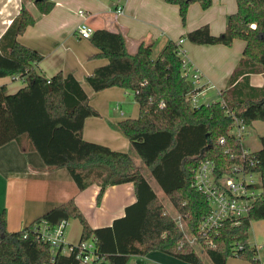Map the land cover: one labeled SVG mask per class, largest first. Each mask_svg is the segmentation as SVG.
<instances>
[{
    "label": "trees",
    "instance_id": "1",
    "mask_svg": "<svg viewBox=\"0 0 264 264\" xmlns=\"http://www.w3.org/2000/svg\"><path fill=\"white\" fill-rule=\"evenodd\" d=\"M30 1L42 14H48L55 6L51 0ZM166 2L179 7L183 24L191 4L200 2L204 9L212 5V0ZM237 5V13L229 16L221 34L213 35L210 27L204 25L185 36L198 45L232 46L235 40L246 43L221 99L198 107H193L188 97L201 88H195L192 77L185 75L178 42L169 41L154 58L153 42L141 41L132 53L121 30H96L90 39L99 49L98 57L108 63L96 68L86 82L95 92L119 87L134 95L139 116L119 122L116 129L129 139L132 152L169 198L185 223L182 231L178 219L167 211L134 161L132 152L116 151L84 139L86 119L100 113L90 104L89 95L74 75L60 72L47 77L39 68L43 56L19 41L36 21L27 2H22L18 16L0 39V79L19 77L24 82V87L15 93L0 87V147L12 141H27L28 149L41 156L48 171L68 170L81 191L97 184L100 199L108 187L134 183L137 201L111 226L96 229L87 222L74 199L17 232L8 231L6 212L1 211L0 264H80L75 253L65 254L63 247L55 250L51 243L39 238L44 224L54 230L71 219L82 223L80 242L96 244L98 258L92 264L102 260L129 264L133 256L144 257L153 251L190 264H204L201 253L186 239V234L197 235L210 210L204 196L193 187L194 169L201 157H207L216 161L221 174L227 173L234 164L230 156L241 155L243 147L230 135L234 117L248 129L254 122H264V85H250L251 75H264V0H237ZM221 137L226 138L224 145L218 143ZM260 141L261 148L254 154L263 198L247 217L213 235L214 247L201 239L200 250L213 264H227L230 257L261 264L256 258L258 250L249 240L252 221L264 220V135ZM237 245L242 246L238 253Z\"/></svg>",
    "mask_w": 264,
    "mask_h": 264
},
{
    "label": "crops",
    "instance_id": "2",
    "mask_svg": "<svg viewBox=\"0 0 264 264\" xmlns=\"http://www.w3.org/2000/svg\"><path fill=\"white\" fill-rule=\"evenodd\" d=\"M51 1L55 6L48 14L40 13L34 2H28L27 7L36 21L19 37V41L43 56L39 68L47 77L62 72L74 75L82 83L90 97V104L100 113L98 117L86 119L84 139L104 144L116 151L132 152L129 139L116 126L123 120L137 118L140 114L139 104L132 93L122 88L95 92L86 82V77L96 68L107 64L108 60L98 57L99 49L90 39L78 37L77 28L83 21L79 11L85 12L86 22L94 31L121 30L127 37L128 49L132 53L136 52L141 41L153 42V57L157 58L169 41L185 39L182 60L201 75L198 87L201 88L198 92L201 104L221 99V93L228 86L246 46L242 40H235L232 46L198 45L185 37L204 25L210 27L213 35L224 32L229 16L238 11L237 0H212L208 9H204L200 2H195L188 9L186 24L182 22L179 7L168 4L166 0ZM22 2L0 0V39L18 16ZM119 7L124 9L122 14L116 12ZM250 85L261 88L264 75H251ZM1 86H5L9 93H15L24 87V82L19 77H5L0 79ZM209 92H213L214 98L205 101ZM215 95L218 98L215 99ZM256 130L264 131V122H254L249 132ZM28 147L27 141L21 144L12 141L0 147V212H6L7 229L10 232L23 230L51 209L72 199L92 228L108 227L123 217L126 208L137 201L134 183L108 187L101 199L98 198L100 187L97 184L81 191L68 170L48 171L41 156ZM147 180L157 193L156 181ZM82 232L83 226L79 219L69 220L65 229L66 242L78 244ZM98 264L109 263L102 260ZM129 264L190 263L153 251L144 257L133 256ZM227 264L252 263L235 258L228 260Z\"/></svg>",
    "mask_w": 264,
    "mask_h": 264
},
{
    "label": "built area",
    "instance_id": "3",
    "mask_svg": "<svg viewBox=\"0 0 264 264\" xmlns=\"http://www.w3.org/2000/svg\"><path fill=\"white\" fill-rule=\"evenodd\" d=\"M116 12L122 14L124 12L123 7H119ZM79 14L83 17V21L77 28V35L81 39L89 40L94 34V30L87 24L85 12L79 11ZM184 42L185 39L178 41L179 55L181 56L185 54ZM184 67L185 75H190L195 88H198L201 80L200 73L197 70L190 69L186 64H184ZM198 96V92H192L188 97L193 107L201 105ZM163 105L164 102H161L159 106L162 107ZM230 114L234 116L233 112H230ZM234 120L235 125L231 128L230 135L243 144V139L249 133V129L244 126L241 119L234 117ZM218 143L224 145L226 138L221 137ZM225 153H229V150H226ZM230 158L234 161V164L225 174L220 173L215 160L207 157H201L194 169L193 187L204 196L210 207L209 213L200 223L197 235H191L192 238H189L190 234H186L187 241L196 250L201 247V239L207 241L209 247H214L211 237L220 234L228 224H236L242 218L247 217L256 203L263 198L262 178L261 173L256 170L258 160L254 151L243 144L241 155L232 154ZM67 223L63 222L54 230H50L44 224L40 228L39 238L44 242L51 243L55 250L63 247V253H75L80 264H92L93 260L98 258L95 242L68 244L65 240ZM178 225L184 231L180 216ZM255 248L259 250V246L256 245ZM235 249L238 253L239 250H242V246L237 245Z\"/></svg>",
    "mask_w": 264,
    "mask_h": 264
},
{
    "label": "rangeland",
    "instance_id": "4",
    "mask_svg": "<svg viewBox=\"0 0 264 264\" xmlns=\"http://www.w3.org/2000/svg\"><path fill=\"white\" fill-rule=\"evenodd\" d=\"M23 1H26L27 4H28V2H32L30 0H23ZM212 93L213 92L207 93L206 94V100L205 99H203V100H205V101L212 100L214 98L213 97L214 94H212ZM216 98H218V97L216 96L215 99ZM137 110H138V108H137ZM137 113L139 114V111ZM263 134H264V131H262V130H261V132H259L257 130L256 131H250L249 133L246 134L245 138L243 139L244 145L249 146L252 150L253 149L257 150V149L261 148L260 137L263 136ZM132 156H133V159L136 162V164L141 168L142 173L145 175V177L150 178V180H152L151 182H153V178L151 176L150 170L146 167H143L141 159L139 158V156L135 152L132 153ZM155 189L158 193V196H159L161 202L168 209L171 216L178 219L179 215H177L176 209L174 208V206L170 202L169 198L160 189V187L158 186L157 183L155 184ZM183 225L185 227L184 222H183ZM189 238H192V236L189 235ZM249 240H250L251 245L259 246L258 256L256 258L260 259L261 262L263 263L264 262V247H261V246H264V220H253L252 221V224H251V227L249 230ZM197 252L201 253V256L203 257L204 264H213L211 259L205 253V251L197 249ZM235 258H237V257H235ZM235 258L230 257L228 260L235 259Z\"/></svg>",
    "mask_w": 264,
    "mask_h": 264
}]
</instances>
